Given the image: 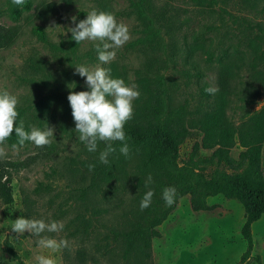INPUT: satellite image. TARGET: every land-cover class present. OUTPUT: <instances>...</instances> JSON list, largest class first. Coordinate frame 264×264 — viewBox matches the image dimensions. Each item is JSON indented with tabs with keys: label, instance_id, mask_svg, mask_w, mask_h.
<instances>
[{
	"label": "rangeland",
	"instance_id": "rangeland-1",
	"mask_svg": "<svg viewBox=\"0 0 264 264\" xmlns=\"http://www.w3.org/2000/svg\"><path fill=\"white\" fill-rule=\"evenodd\" d=\"M32 6L22 11L17 20L9 17L12 0H0V25L16 28L13 43L0 50V90L17 96V111L22 109L20 121L27 131L32 127L45 130L54 128L52 143L37 147L31 141L14 149L4 142L6 155L0 157V183L9 177L12 200L5 203L0 197V264H16L7 254L4 242L12 244L24 264H36V255L51 256L56 264H237L245 251L246 243L240 235L243 209L235 200L221 195L207 198L209 210L193 212L187 195L178 199L174 210L157 226L159 236L151 241L149 255L134 254L123 258L121 246L111 238L110 231L125 228L141 210L140 202L147 192L150 173L138 169L139 158L134 153L121 154L114 161V177L99 187L89 190L84 197L80 190L88 181V165L94 155L79 140L75 122L63 103L51 102L47 110L39 106V100L54 92L86 91V78L74 74L77 65L89 68L100 65L110 70L113 78H121L126 84L138 85L140 77L150 76L159 68L147 65L153 58H167L161 50L152 52L146 43L149 31L128 0H31ZM241 0H148L156 10H163L165 21L171 23L170 37L177 49L173 50L168 73L178 81V89L172 94L174 105L185 104L187 114L183 125L188 135L179 147V162H184L194 146L200 156L209 155L214 148L201 145L203 135L196 126L199 112L215 103L219 91L217 79L222 66L235 71V63L241 56L249 60L251 54L243 43L242 30L234 16H246L252 21H264V14L243 9ZM21 9L20 6H18ZM96 9L114 14L118 22L129 28L130 39L115 49V58L101 64L95 45L98 41L77 44L69 28L85 19L88 12ZM84 12L85 15H79ZM40 26L44 35L34 32ZM165 29L161 30L163 42L168 40ZM156 39V37H154ZM200 42L202 50L191 54L184 45ZM188 60L195 63L202 78L186 79L182 70ZM187 67V66H186ZM247 69L242 68L229 83L225 113L232 115L239 124L248 115L264 110L263 90L254 83L251 103L241 101L239 93L244 84ZM192 72V71H191ZM236 72V71H235ZM202 82L217 89L206 100L199 95ZM259 87V88H258ZM245 92V91H244ZM140 95L133 101L140 99ZM264 114V112H263ZM18 120V118H17ZM264 126V116H263ZM264 129V128H263ZM242 147L235 143L229 150L237 159ZM261 164L264 165V130L260 143ZM12 162L21 164L12 168ZM147 183V186H146ZM23 216L43 219L46 223L60 221L64 228L59 233L42 235L57 240L65 239L68 247L58 252L41 249L35 237L27 231L17 236L11 231L12 222ZM264 217L251 225L253 250H260ZM245 264H260L250 258Z\"/></svg>",
	"mask_w": 264,
	"mask_h": 264
},
{
	"label": "trees",
	"instance_id": "trees-1",
	"mask_svg": "<svg viewBox=\"0 0 264 264\" xmlns=\"http://www.w3.org/2000/svg\"><path fill=\"white\" fill-rule=\"evenodd\" d=\"M128 1L149 31L146 37L149 49L152 52L161 50L167 58H153L151 63L149 59L147 68L151 64H159V68L149 72L152 73L150 76L140 77L138 80L141 95L140 99L135 101L132 118L124 126L125 140L112 142L116 151L108 156V164L99 161V154L106 145L104 142H98L97 151L94 152L90 162L95 168L92 171L88 170L89 181L80 190V196L84 197L89 190L96 189L101 183L109 182L114 177V161L121 155L120 148L127 143L129 153H134L139 158V171L150 173L151 182L147 191H153L154 195L150 206L140 210L127 227L110 231L111 238L121 246L123 258L134 254L149 255L151 241L159 236L157 226L174 210L179 198L187 195L191 210L198 212L211 208L207 204V198L221 195L227 200L237 201L243 209L240 235L246 243V248L237 264H244L251 257L260 263L258 255L251 256L253 249L251 225L264 213V165L261 164L260 158L264 110L250 116L246 111L242 117L247 118L235 124L232 115L228 116L225 113V102L229 83L234 77H243L242 74H237L242 68L248 69L246 79L238 81V84H244L239 93L240 100L251 103L255 96L253 90L257 88L254 83L260 84L264 96V21H252L246 16H234L242 30L243 43L245 42L251 56L247 61L243 56L239 58L234 65L236 72L227 66H222L217 79L219 89L217 100L211 105L200 108L202 110L198 113L199 117L195 122L203 135L201 145L214 148L212 152L207 156H200L197 154V147L194 146L188 158L184 162H179V147L188 135L183 125L187 107L185 104L172 103V94L177 91L179 84L176 77L168 73L173 50L177 49L169 34L171 23L169 20L165 21L163 10L151 7L148 0ZM238 5L243 9L251 8L264 14V0H241ZM31 6V0H25L23 5L11 4L10 19L17 20L21 12L29 10ZM79 15L85 14L80 12ZM162 29H165V35L168 34V40L164 42L161 36ZM33 30L40 37L44 35L40 26H36ZM16 35V28L0 25V50L8 48ZM203 48V44L195 42L192 45H184L183 50L191 54L196 49ZM185 68L189 69L181 72L186 79L202 78V73L193 61L188 60ZM207 87L208 84L202 82L198 89L199 95L205 100L212 95L205 92ZM68 94L69 91H57L46 95L39 100V106L47 110L51 102L63 103L73 119L67 100ZM18 113L17 125L22 116V109H19ZM25 130L27 131L26 127ZM7 140L11 143L18 141V138L13 133ZM27 142L29 141L25 143ZM235 143H238L242 150L237 159H232L229 150ZM11 165L15 170L21 164L12 162ZM6 179V182L0 183V197L5 203H10L12 197L9 177ZM165 187L176 189L175 202L172 206H167L162 198ZM4 247L16 264H24L10 242L5 241Z\"/></svg>",
	"mask_w": 264,
	"mask_h": 264
},
{
	"label": "clouds",
	"instance_id": "clouds-1",
	"mask_svg": "<svg viewBox=\"0 0 264 264\" xmlns=\"http://www.w3.org/2000/svg\"><path fill=\"white\" fill-rule=\"evenodd\" d=\"M15 5H23L25 0H12ZM74 27L69 28L72 39L77 43L84 41H98L95 45L98 53V60L101 64L111 62L116 55L115 49L121 48L130 39L129 28L126 24L118 22L114 14L107 11L93 9L88 12L85 19L76 22L72 17ZM74 74L86 78L85 84L89 90L70 91L67 100L71 107V114L75 122V131L79 133V140L83 142L89 152L97 151L98 142H104L105 148L99 154V161L108 164V156L115 152L112 142L124 141V126L133 116V101L140 95L137 85L126 84L121 78H113L110 70L100 65L89 68L85 65H77ZM214 87L205 88V92L215 94ZM17 96L6 90H0V145L15 133L18 144H13L16 149L23 146L26 141H31L37 147L50 145L54 128L48 127L45 130L32 127L26 131L24 122L17 125ZM121 154L127 156L129 147L124 143L120 148ZM6 155L3 147H0V157ZM89 171L94 170L95 165H88ZM151 182V177L148 181ZM147 186V183H146ZM154 193L149 190L140 202L141 210L148 208ZM176 189L165 187L162 191V198L167 206L175 202ZM64 224L60 221L46 223L43 219H28L20 216L11 225V231L17 236L23 235L26 231L35 237H39L37 244L41 249L51 250L55 253L68 247L65 239L57 240L53 237L42 235L45 232L59 233L63 230ZM36 264H56L51 256L43 254L35 256Z\"/></svg>",
	"mask_w": 264,
	"mask_h": 264
},
{
	"label": "crops",
	"instance_id": "crops-1",
	"mask_svg": "<svg viewBox=\"0 0 264 264\" xmlns=\"http://www.w3.org/2000/svg\"><path fill=\"white\" fill-rule=\"evenodd\" d=\"M264 217V213L261 215V217L257 220H261L262 218ZM255 221V222H257ZM254 222V223H255ZM253 224V223H252ZM263 232H264V225H263ZM260 250L258 251V256L260 258V264H264V235L262 236V242H261V245H260ZM253 250V249H252ZM245 264V263H244Z\"/></svg>",
	"mask_w": 264,
	"mask_h": 264
}]
</instances>
